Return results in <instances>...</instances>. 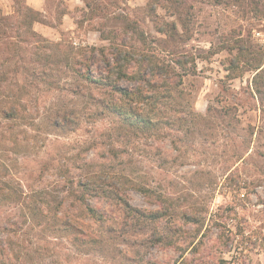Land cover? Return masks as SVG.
I'll return each instance as SVG.
<instances>
[{
	"label": "rangeland",
	"instance_id": "1",
	"mask_svg": "<svg viewBox=\"0 0 264 264\" xmlns=\"http://www.w3.org/2000/svg\"><path fill=\"white\" fill-rule=\"evenodd\" d=\"M14 1L0 0V108L16 113L0 116V264H264V97L252 71L226 75L237 46L264 54V0H19L35 20ZM103 36L194 61L160 105L171 125H121L71 71Z\"/></svg>",
	"mask_w": 264,
	"mask_h": 264
},
{
	"label": "trees",
	"instance_id": "2",
	"mask_svg": "<svg viewBox=\"0 0 264 264\" xmlns=\"http://www.w3.org/2000/svg\"><path fill=\"white\" fill-rule=\"evenodd\" d=\"M14 2L19 15L25 14L29 19H37V11L24 6L19 0ZM23 9H26L25 13L22 12ZM27 29L32 37H38V34L30 27ZM156 32L162 34L164 30L162 27H158ZM103 39L108 40V45L87 47L78 57L71 59V71L84 83L105 90L111 96L109 101L103 104L104 108L108 115L121 125L136 131L158 129L160 126L171 125L174 119L172 116H162L160 105L179 91L178 86L182 83V76L189 71H194V61L191 62L188 58L180 60L171 53L163 54L159 50H149V48L145 49L134 44L113 43L105 36ZM188 63H191L190 66H186ZM178 69H183V72H179ZM226 70L228 71L226 75H229V72L238 71L234 72L232 78L242 75L244 70L252 71L253 90L261 98L264 97L263 51L254 56V54L250 55L248 50L237 46V55L231 57ZM46 83L49 86H54L57 82L50 78L46 80ZM0 116L4 119L15 118L16 113L13 106L11 104L1 106ZM99 186L101 195L107 194V187H110L111 184L108 181H103ZM89 187V182H84L83 192L89 191ZM139 189L142 193L146 190ZM122 201L125 207L129 208L126 201ZM85 209L91 219L99 223L104 222L103 212H99L95 207L87 204ZM126 210L128 211V209ZM150 215L157 218L163 213L155 211Z\"/></svg>",
	"mask_w": 264,
	"mask_h": 264
}]
</instances>
